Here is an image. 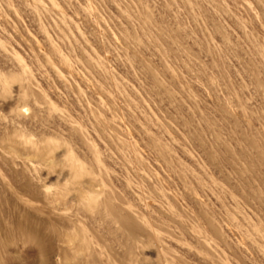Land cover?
Returning <instances> with one entry per match:
<instances>
[{"label": "rangeland", "instance_id": "rangeland-1", "mask_svg": "<svg viewBox=\"0 0 264 264\" xmlns=\"http://www.w3.org/2000/svg\"><path fill=\"white\" fill-rule=\"evenodd\" d=\"M0 264H264V0H0Z\"/></svg>", "mask_w": 264, "mask_h": 264}, {"label": "bare ground", "instance_id": "bare-ground-1", "mask_svg": "<svg viewBox=\"0 0 264 264\" xmlns=\"http://www.w3.org/2000/svg\"><path fill=\"white\" fill-rule=\"evenodd\" d=\"M121 220H122V219H121ZM87 241H88V240H87ZM87 241H86V242H87ZM84 243H85V241H84ZM87 243L89 244V242H87Z\"/></svg>", "mask_w": 264, "mask_h": 264}]
</instances>
